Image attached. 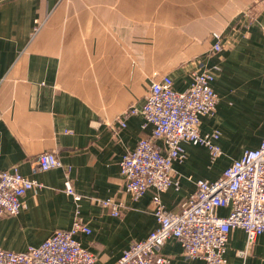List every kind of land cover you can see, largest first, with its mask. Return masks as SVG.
Wrapping results in <instances>:
<instances>
[{"label": "crops", "instance_id": "crops-1", "mask_svg": "<svg viewBox=\"0 0 264 264\" xmlns=\"http://www.w3.org/2000/svg\"><path fill=\"white\" fill-rule=\"evenodd\" d=\"M225 2V3H224ZM221 34L222 49L209 36ZM208 68L218 96L215 112L199 119L201 133L218 131L221 153L182 142L172 163L179 186L160 194L170 211L194 192L198 179H216L264 133V0H0V170L17 166L38 183L17 214L0 216V247L23 251L78 217L90 232L76 235L93 252V264H114L131 242L156 228L153 190L134 198L124 191L119 163L140 137L137 113L150 81L162 74L184 91L192 71ZM54 151L59 167L35 170L33 157ZM69 178L80 195L63 191ZM121 203L119 215L98 200ZM228 207L218 213L228 214ZM245 250V255L238 254ZM160 253L169 264L187 259L168 239ZM226 264H264V233L246 247L242 229L229 232Z\"/></svg>", "mask_w": 264, "mask_h": 264}, {"label": "built area", "instance_id": "built-area-1", "mask_svg": "<svg viewBox=\"0 0 264 264\" xmlns=\"http://www.w3.org/2000/svg\"><path fill=\"white\" fill-rule=\"evenodd\" d=\"M209 39L210 50L219 52L223 47L221 34L212 32ZM212 80L208 68L194 70L189 87L177 91L170 75L162 74L150 81L139 108L130 106L117 118L123 127L127 116L139 113L142 127H151L150 134L140 137L135 147L123 155L119 169L124 191L134 198L153 190L151 201L157 226L146 238L131 242L114 264H169V257L160 253L168 239L179 241L187 259L226 264L225 252L232 229L244 231L246 247L264 233V133L258 147L244 150L216 179H198L194 192L180 202L178 211L167 210L161 202L162 192L179 186L172 163L183 156L182 142L204 146L211 160L221 153L218 131L199 130L200 117L211 115L216 109L218 96L211 87ZM32 163L38 171L61 165L54 151L37 153ZM40 186L22 175L17 166L0 170V216L17 214L22 206L21 197ZM63 191L75 201L80 200L67 176ZM98 203L113 215L121 213V203L114 199H101ZM220 207H228V214L220 215ZM89 232L90 228L76 217L70 228L56 229L37 246H28L23 251L0 247V264H93L95 254L76 238L79 233ZM245 253L238 251L241 256Z\"/></svg>", "mask_w": 264, "mask_h": 264}, {"label": "rangeland", "instance_id": "rangeland-1", "mask_svg": "<svg viewBox=\"0 0 264 264\" xmlns=\"http://www.w3.org/2000/svg\"><path fill=\"white\" fill-rule=\"evenodd\" d=\"M225 3V2H224Z\"/></svg>", "mask_w": 264, "mask_h": 264}]
</instances>
